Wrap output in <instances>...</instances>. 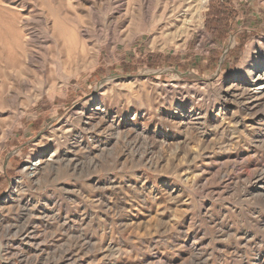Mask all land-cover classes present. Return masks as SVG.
Segmentation results:
<instances>
[{
	"label": "rangeland",
	"instance_id": "374dc122",
	"mask_svg": "<svg viewBox=\"0 0 264 264\" xmlns=\"http://www.w3.org/2000/svg\"><path fill=\"white\" fill-rule=\"evenodd\" d=\"M250 47L264 0H0V223L24 165L72 160L20 194L39 245L15 263L264 264V106L227 90Z\"/></svg>",
	"mask_w": 264,
	"mask_h": 264
},
{
	"label": "bare ground",
	"instance_id": "6f19581e",
	"mask_svg": "<svg viewBox=\"0 0 264 264\" xmlns=\"http://www.w3.org/2000/svg\"><path fill=\"white\" fill-rule=\"evenodd\" d=\"M167 13H166L165 10H163L159 14L158 20L162 21L163 19H165V16L167 15ZM124 18L128 19L130 22H132V21L135 20L136 16L133 15V12L131 13L127 9L125 11L122 19H124ZM183 24H185L184 20H183ZM186 28H188V27H186ZM174 29L175 28H173V30ZM187 31H188V29H187ZM199 32L201 33V29H199ZM182 33H179V34L181 35ZM175 35H176V33H175ZM254 47H250V48L253 50ZM253 51H255V49ZM245 63L248 64L249 66L246 67V70L244 71V76L242 78L238 79V80H234L228 86L227 90L231 94H235V95L237 94L236 96H238V97H242V98L245 97L246 100L252 101L253 105H256V106L257 105H259V106L262 105V106H264V49L263 48L262 49L258 48L257 51L250 52V54L248 56V59L245 61ZM247 83H250L251 86L248 87L246 85ZM230 91H232V92H230ZM97 114L98 113L93 114V116H90L88 118H85L84 126L92 127L91 124H92L93 117L96 116ZM103 115H101V116H103ZM81 120H83V119L81 118ZM100 120H101V118H100ZM92 125H94V124H92ZM94 128H95V126H94ZM65 134H67V133L66 132L62 133V135H65ZM71 161L72 160H68L67 161V159H61V157L59 158L58 156H56V154L52 153L50 155V157L47 158L44 161L39 158L37 161H35L34 164L28 165L29 164L28 163V164L24 165L23 168H22V172H24L26 174V177L29 180L30 185L32 183L37 184V183H39L38 182L39 173L43 172L44 170H47L49 172H53L54 171V172L57 173L60 170V166L62 164H64L62 166H64L65 169H68V166L70 165ZM70 169H71V167H70ZM70 169H69V171H70ZM30 185L26 186L22 182L18 183L16 185L15 189L11 188L6 201L3 203V205H1L2 209H4V211L6 210L7 213L12 212V217L13 216H14V218H17V217L19 218L20 217L21 222L18 225H15V224L9 225V224H7L8 226H3L0 223V236L8 237L7 240H3L2 237L0 238V261H1L2 258H4V255L2 254L3 252H6V255L9 256V257H7V259H9L10 257L13 258L12 261H11V264H16L15 263V259L16 258L18 260H20L21 263H26V262H28L30 260V257L27 256L26 253L18 250L19 248L16 249V250H14L12 248L17 243H19L18 245L21 246V247L23 246V247L29 248L30 251L31 250L33 252L37 251V248H38L39 244H37L38 242L35 241L33 232H28L27 233V230L29 229V226H32V224L35 223L34 221H32L30 219V216H32L31 214H32L33 206L29 205L30 203L27 202V201L24 202L23 199L20 197V194L21 193H25L26 189ZM34 186H36V185H34ZM36 224L37 223H35V225ZM21 249L23 250V248H21Z\"/></svg>",
	"mask_w": 264,
	"mask_h": 264
},
{
	"label": "trees",
	"instance_id": "16d2710c",
	"mask_svg": "<svg viewBox=\"0 0 264 264\" xmlns=\"http://www.w3.org/2000/svg\"><path fill=\"white\" fill-rule=\"evenodd\" d=\"M226 20L227 19L225 18V13L223 9H220L219 7H214L213 3H211L205 20V29L212 35L215 41H221L225 39L226 37L225 27L227 24ZM211 57L212 59L216 58V54H213ZM157 58L158 57L153 55L148 56L145 60V63L148 66H152L151 62ZM37 124L38 122H36L34 125Z\"/></svg>",
	"mask_w": 264,
	"mask_h": 264
}]
</instances>
